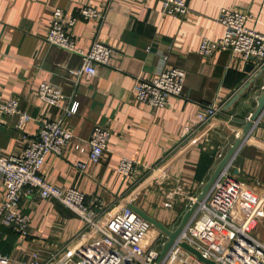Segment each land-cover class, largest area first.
Listing matches in <instances>:
<instances>
[{"label": "crops", "instance_id": "obj_1", "mask_svg": "<svg viewBox=\"0 0 264 264\" xmlns=\"http://www.w3.org/2000/svg\"><path fill=\"white\" fill-rule=\"evenodd\" d=\"M185 2L188 9L180 17L166 11L160 0H0V99L16 98L19 112L30 117L21 129L18 115L0 116V153H21L44 121L57 118L76 101V111L63 121L72 137L62 155L47 154L42 175L60 188L83 191L105 217L136 206L174 229L189 198L200 194L243 134L264 90V61L259 58L226 50L204 56L198 51L203 36L223 34L217 21L221 7L246 10L247 25L264 33V0ZM84 4L100 8L103 19L78 17ZM55 7L77 17L72 28L76 46L86 50L98 39L112 48L110 64L97 65L94 76L76 85L71 71L80 67V55L44 38ZM162 64L185 71L184 87L165 107L154 108L136 100L133 87L138 79L155 77ZM43 81L65 95L57 106L38 97ZM213 103L219 113L209 123L198 124L197 113ZM96 125L110 131L107 149L98 163L88 162L81 171L75 163L86 156L73 149V141L84 144ZM122 156L134 160L129 175L117 172ZM230 173L242 190L235 211L242 220H255L252 234L264 244V112L231 159ZM3 197L0 174V202ZM20 210L29 219L26 235L0 227V252L14 260L27 262L33 251L45 257L97 236L58 200L40 198L36 192L22 193ZM152 226L150 239L160 231Z\"/></svg>", "mask_w": 264, "mask_h": 264}, {"label": "built area", "instance_id": "obj_2", "mask_svg": "<svg viewBox=\"0 0 264 264\" xmlns=\"http://www.w3.org/2000/svg\"><path fill=\"white\" fill-rule=\"evenodd\" d=\"M160 1L166 11L176 16L183 17L187 12L185 0ZM78 14L83 19H103L102 10L90 4L81 5ZM248 16L244 9L221 7L217 21L223 26V34L218 38L203 36L199 53L210 56L215 51L226 50L232 54L241 53L244 58L253 56L264 61V33L247 25ZM76 20V16L67 17L62 8L55 7L44 37L46 42L80 55V67L71 71L74 85L94 76L97 65L110 64L112 54V48L98 39H94L86 50L76 46L72 36ZM184 81L183 69L162 64L155 77L136 80L134 98L154 108L165 107L169 97L182 94ZM36 92L46 105L57 106L65 98L58 86L45 81L38 85ZM18 107L16 98L0 99V116L18 115L17 126L22 129L30 117L25 112H19ZM77 107L78 103L72 101L60 116L44 121L36 137L25 145L21 153H0V174L4 188V197L0 202V227H9L24 235L28 233V216L20 210L21 195L27 191L36 192L40 198L58 200L77 214L85 227L97 232V236L82 245L55 249L45 257L33 251L27 262L14 260L0 252V264H207L184 248L182 242H187L204 257L218 264H264V244L252 234L255 220L251 217L242 220L235 211L234 204L242 190L231 176L230 164L220 172L198 201L189 221L159 261L157 259L166 234L159 231L157 237L150 239L152 224L129 206L105 217V214L101 215L102 210L97 203L87 202L83 191L74 186L63 189L48 182L41 173V167L47 154H63L65 145L72 137L65 130L63 121ZM219 110V105H207L197 113L198 124L209 123ZM109 136L110 131L106 126L96 125L84 144L73 141V149L86 156L85 160L77 161L75 166L83 171L88 162L98 163L107 149ZM134 164L133 159L122 156L117 172L129 175L135 169ZM195 200L194 197L189 198L188 207Z\"/></svg>", "mask_w": 264, "mask_h": 264}, {"label": "water", "instance_id": "obj_3", "mask_svg": "<svg viewBox=\"0 0 264 264\" xmlns=\"http://www.w3.org/2000/svg\"><path fill=\"white\" fill-rule=\"evenodd\" d=\"M250 58L251 59H254L253 56H251ZM247 86H249V85H247ZM243 90H240L237 94H235V96L231 99V101H230L229 104H231L235 99H237L238 96H239V94ZM263 112H264V90H262L261 93L256 98V107H255L254 111L252 112V114L250 116L251 120L250 121H247L246 124H245L244 130H243V134L241 136H238L235 139L234 143L230 146V148L227 151V153L225 154V156L220 159V161L218 162V164L214 168L213 172L211 173L209 179L205 182V184H204V186L202 188V191L196 197V200L191 204V206H189L185 210V212H184V214H183V216H182L179 224L174 229H172V230L168 229L163 223H161L160 221L156 220L154 217L148 215L143 210L137 208L136 206H130V208L133 211H135L136 213H138L140 216H142L147 221L151 222L161 232H163V233L166 234V240H165V242H164V244H163V246H162V248L160 250V253H159V256H158L157 261H159L164 256L165 252L167 251V249L171 245V243L174 240V238L177 236V234L180 232V230L189 221L190 217L192 216V214L194 213V211L196 209V206H197L198 201H200L203 198V196L208 191V189L210 188V186L212 185V183L214 182V180L219 176L220 172L226 166H228L230 164L231 159L234 157L237 149L240 147L241 143L243 142V140L245 138V135L247 133H249V131L251 129V126L253 124H255L256 121H258L259 117L263 114ZM181 244H182V246L184 248L188 249L193 254H195L197 256V258H199L201 261H203V262H205L207 264H218L215 260H213L211 258L204 257L199 250H197L196 248H194L193 246H191L187 242H182Z\"/></svg>", "mask_w": 264, "mask_h": 264}]
</instances>
